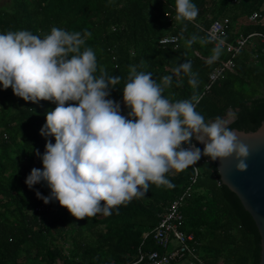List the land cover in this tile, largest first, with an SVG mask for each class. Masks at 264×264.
<instances>
[{"label":"trees","instance_id":"trees-1","mask_svg":"<svg viewBox=\"0 0 264 264\" xmlns=\"http://www.w3.org/2000/svg\"><path fill=\"white\" fill-rule=\"evenodd\" d=\"M192 2L199 9L198 16L178 22L175 0H8L0 5V33L29 30L42 37L52 27L82 35L90 32V37L84 36V47L96 55L97 75L104 68L121 78L107 98L120 104L122 115L129 111L122 88L129 66L135 65L137 71L152 73L157 83L172 76L170 86L161 83L169 100L190 99L195 93L201 97L196 111L206 121L231 111L228 127L243 130L254 122V116L264 117V40L252 38L233 57L234 67L205 89L211 71L230 54L205 41L204 29L211 20L226 17V41L237 32L264 35V0ZM254 11L261 18L247 22ZM170 34L177 38L175 46L158 44L160 36ZM186 61H191L192 71L198 74L196 89L190 87L183 71L174 72ZM55 107L47 100L25 101L10 87L0 86V264H130L139 247L161 252L151 236L143 239L142 233L157 224L164 206L192 174L191 167L170 172L171 187L150 183L145 196L113 208L109 216L77 219L58 201L45 204L37 198L36 191L49 195L45 182L32 188L25 183L32 168L43 167L36 152L44 153L46 141L55 142L54 137L40 134L46 112ZM192 140L203 150L200 142ZM197 162L200 176L181 210L183 230L197 241L200 260L203 264H257L260 236L252 217L231 191L217 184L215 163L203 155ZM38 203L48 208L39 217L32 211Z\"/></svg>","mask_w":264,"mask_h":264},{"label":"clouds","instance_id":"clouds-1","mask_svg":"<svg viewBox=\"0 0 264 264\" xmlns=\"http://www.w3.org/2000/svg\"><path fill=\"white\" fill-rule=\"evenodd\" d=\"M175 11L178 22L199 13L192 0H175ZM84 36L91 33L56 27L42 37L29 30L0 33V86L25 101L56 104L40 129L55 142L46 141L44 153L36 152L43 167L32 168L25 179L29 188L43 181L50 189L48 196L36 191L37 198L58 201L77 219L109 216L113 208L145 196L150 183L171 187L168 174L195 165L202 155L212 161L233 157L237 170H247L248 146L228 120L206 121L196 111L201 97L195 93L179 101L163 95L161 83L170 86L171 75L157 83L152 73L130 65L122 88L129 111L122 115L120 104L107 98L121 78L104 68L97 75L96 55L84 47ZM181 71L196 89L191 61L174 69ZM193 138L203 150L191 144Z\"/></svg>","mask_w":264,"mask_h":264},{"label":"built area","instance_id":"built-area-1","mask_svg":"<svg viewBox=\"0 0 264 264\" xmlns=\"http://www.w3.org/2000/svg\"><path fill=\"white\" fill-rule=\"evenodd\" d=\"M260 18V12L254 11L247 17L246 21L253 22ZM228 23L229 21L226 17L213 19L204 29L205 41L212 43L213 46L222 48L226 53L230 54L227 60L215 66L211 71L205 89H208L212 83L222 78L225 70L234 67L233 57L239 50L249 44L252 38L258 36L264 40V35L257 32L247 34L237 32L231 41H226L224 36ZM163 40H169V44L173 46L177 42L176 36L171 34L160 36L157 40L158 44H162L161 41ZM2 137L5 138V134ZM191 144L193 145L194 142L192 141ZM184 146L189 147V145ZM190 167L192 174L187 178L179 193L164 206L160 212L157 224L149 231L142 233L143 239L150 235L154 244L162 251H142L141 247H139L135 261L130 264L138 262L141 264H203L199 258L200 256L197 252L198 243L194 239L193 234L186 233L183 230L184 214L181 209L186 204V201L192 197L194 193L193 186L197 177L200 176L197 162ZM32 211L39 217L47 213L48 208L38 203L33 206Z\"/></svg>","mask_w":264,"mask_h":264},{"label":"water","instance_id":"water-1","mask_svg":"<svg viewBox=\"0 0 264 264\" xmlns=\"http://www.w3.org/2000/svg\"><path fill=\"white\" fill-rule=\"evenodd\" d=\"M230 113L226 118L228 123L233 120ZM253 119L254 122L247 123L248 127L243 130L232 128L239 140L248 146L247 170H237L233 157L218 158L213 162L219 176L217 184L221 183L236 196L243 210L250 214L255 223L260 236L257 264H264V117L259 115ZM200 145L204 147L202 143Z\"/></svg>","mask_w":264,"mask_h":264},{"label":"rangeland","instance_id":"rangeland-1","mask_svg":"<svg viewBox=\"0 0 264 264\" xmlns=\"http://www.w3.org/2000/svg\"><path fill=\"white\" fill-rule=\"evenodd\" d=\"M8 0H0V5H4ZM231 115L230 111H227L225 116L223 117L224 119L228 118ZM198 163V162H197ZM67 246V244L64 243V248ZM57 261V260H56ZM58 262V261H57Z\"/></svg>","mask_w":264,"mask_h":264}]
</instances>
